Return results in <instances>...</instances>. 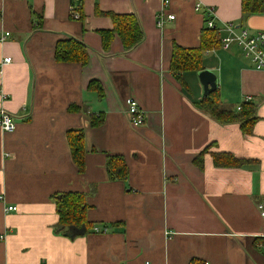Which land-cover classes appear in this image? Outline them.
<instances>
[{"label": "crops", "instance_id": "crops-1", "mask_svg": "<svg viewBox=\"0 0 264 264\" xmlns=\"http://www.w3.org/2000/svg\"><path fill=\"white\" fill-rule=\"evenodd\" d=\"M71 4L0 0V34L10 33L0 63L11 59L0 67V112L16 122L11 133L0 127V264H264V71L237 47L203 55L224 108L257 105L251 135L199 108V72L178 79L170 71L174 45L200 47L208 7L220 37L225 23L264 30V12L244 18L242 0H170L165 8L164 0H82L76 20ZM163 11L175 20L160 28ZM109 14L136 15L144 40L129 52L117 35L104 46L102 32L114 28ZM69 39L87 46L86 66L55 60L57 43ZM129 98L147 115L137 129ZM70 130L83 131V172ZM215 154L239 163L217 167ZM116 157L126 165L121 179L109 174ZM68 192L86 195L88 221L101 232L57 231L52 196Z\"/></svg>", "mask_w": 264, "mask_h": 264}, {"label": "trees", "instance_id": "trees-1", "mask_svg": "<svg viewBox=\"0 0 264 264\" xmlns=\"http://www.w3.org/2000/svg\"><path fill=\"white\" fill-rule=\"evenodd\" d=\"M264 12V0H242L243 17L262 14ZM113 21V30L102 32L104 46L117 35L122 41L126 52L135 49L143 40L144 32L139 19L136 15H118L109 14ZM221 48V38L217 25L214 28L204 26L200 47L194 49H185L180 46H173L172 61L170 71L178 77L190 71L200 72L203 69V55L207 50ZM90 53L86 45L75 39H69L57 43L55 51V60L59 63H78L86 66L89 62ZM90 88L98 91L99 95H103V89L96 81H92ZM199 108L212 119L222 124L239 123L244 135H251L253 128L258 120L257 105L254 103H243L241 109L235 112L224 108L221 103L218 90L204 98L199 104ZM69 110L81 111L76 106L70 107ZM94 125L97 123L94 122ZM68 143L70 146L73 161L80 172L85 168V152H84V135L81 130H70L67 133ZM218 154L214 155L215 165L217 167L236 166L239 161L231 155L222 156L219 161ZM116 159L119 166L114 170H109L112 179H121L126 176L125 163L122 158H110V164ZM198 162L202 163V156H198ZM56 204L59 221L56 226L58 232H64L69 237L84 236L93 232L92 224L88 221L87 211L88 205L86 195L77 192L58 193L52 196ZM197 264V263H193Z\"/></svg>", "mask_w": 264, "mask_h": 264}, {"label": "built area", "instance_id": "built-area-1", "mask_svg": "<svg viewBox=\"0 0 264 264\" xmlns=\"http://www.w3.org/2000/svg\"><path fill=\"white\" fill-rule=\"evenodd\" d=\"M12 1H26V0H12ZM82 0H72L70 6V15L73 19L79 20L81 14L78 10V5ZM170 5V0H164V8ZM198 11L203 10L202 5L198 4L196 6ZM165 10V9H164ZM206 18L205 25L209 28L215 27L216 14L215 9L208 7L203 12ZM175 20L174 15H167L165 11L157 16L158 27L163 28L167 21ZM221 33H225L224 37L221 38L222 49L229 51L232 47H237L241 50L243 56L249 61L252 68L257 71H264V30L252 32L249 29L239 28L232 23H225L222 25ZM10 33L0 34V43H4ZM11 62L10 58L4 59L0 63V67ZM127 112L130 119V124L133 128H140L146 122V113L144 109L140 106L139 102L135 98H129L126 101ZM241 107L238 108L240 110ZM0 127L4 132L11 133L16 129V122L12 115L1 111L0 112ZM3 200V197H0ZM260 209L264 212V204H261ZM17 206H8L6 212H17ZM264 214V213H263ZM94 232L99 233L102 230L95 227ZM4 236H0V240H3ZM150 264V263H146Z\"/></svg>", "mask_w": 264, "mask_h": 264}, {"label": "water", "instance_id": "water-1", "mask_svg": "<svg viewBox=\"0 0 264 264\" xmlns=\"http://www.w3.org/2000/svg\"><path fill=\"white\" fill-rule=\"evenodd\" d=\"M198 78L203 87L204 98L218 89V79L212 71L202 70L198 73Z\"/></svg>", "mask_w": 264, "mask_h": 264}]
</instances>
